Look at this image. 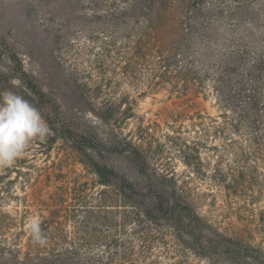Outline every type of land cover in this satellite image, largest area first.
Wrapping results in <instances>:
<instances>
[{"label": "trees", "instance_id": "16d2710c", "mask_svg": "<svg viewBox=\"0 0 264 264\" xmlns=\"http://www.w3.org/2000/svg\"><path fill=\"white\" fill-rule=\"evenodd\" d=\"M124 2L116 19L144 27L127 53H146L150 76L171 83L172 92L212 95L220 114L205 130L223 138V151L235 156L239 168H264V0ZM24 89L49 127L41 142L46 152L60 139L67 141L95 177L72 182L58 172L54 189L41 187L34 203L17 189L19 179L29 175L20 165L28 157L0 168V264H194V258L264 264V209L246 236L228 234L198 211L177 175L139 145L122 138L106 144L90 127L78 130L67 122L59 103L2 35L0 92L23 95ZM96 113L103 119L115 115L111 107ZM184 144V161L191 165L192 148ZM111 155L119 157V165L109 162ZM237 177L251 175L242 171L234 182ZM45 191L49 195L41 198ZM12 202L16 206L9 210ZM32 213L43 244L31 233Z\"/></svg>", "mask_w": 264, "mask_h": 264}, {"label": "rangeland", "instance_id": "374dc122", "mask_svg": "<svg viewBox=\"0 0 264 264\" xmlns=\"http://www.w3.org/2000/svg\"><path fill=\"white\" fill-rule=\"evenodd\" d=\"M125 6L124 0H0V36L75 129L88 126L106 144L122 138L139 145L159 167L177 175L202 215L228 234L246 236L264 209V168H239L235 156L223 151V138L205 130L220 114L212 95L172 92L171 83L150 76L146 53H127L144 27L116 19ZM102 107H111L114 117L101 118L96 112ZM41 142L32 141L23 155L28 158L20 165L30 172L17 182L21 195L36 203L41 187L54 189L58 172L72 182L94 180L70 143L60 139L47 153ZM184 143L192 148L191 165L184 161ZM118 160L109 156L111 163ZM242 171L251 178L234 182ZM48 195L45 191L41 198ZM15 206L12 202L8 209ZM193 263L206 264L197 258Z\"/></svg>", "mask_w": 264, "mask_h": 264}, {"label": "clouds", "instance_id": "9594fccd", "mask_svg": "<svg viewBox=\"0 0 264 264\" xmlns=\"http://www.w3.org/2000/svg\"><path fill=\"white\" fill-rule=\"evenodd\" d=\"M49 131L41 110L24 95L0 92V168L11 167L32 141L45 140ZM30 230L37 243H45L38 219L31 221Z\"/></svg>", "mask_w": 264, "mask_h": 264}]
</instances>
